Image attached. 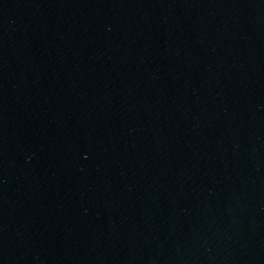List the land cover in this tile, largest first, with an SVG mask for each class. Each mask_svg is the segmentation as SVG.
<instances>
[{
    "label": "water",
    "instance_id": "obj_1",
    "mask_svg": "<svg viewBox=\"0 0 264 264\" xmlns=\"http://www.w3.org/2000/svg\"><path fill=\"white\" fill-rule=\"evenodd\" d=\"M0 264H264V0H0Z\"/></svg>",
    "mask_w": 264,
    "mask_h": 264
}]
</instances>
